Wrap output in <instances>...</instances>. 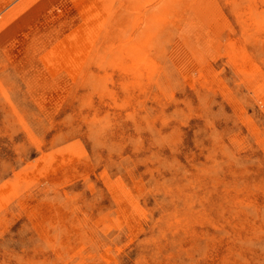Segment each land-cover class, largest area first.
<instances>
[{
	"label": "rangeland",
	"instance_id": "1",
	"mask_svg": "<svg viewBox=\"0 0 264 264\" xmlns=\"http://www.w3.org/2000/svg\"><path fill=\"white\" fill-rule=\"evenodd\" d=\"M0 264H264V0H0Z\"/></svg>",
	"mask_w": 264,
	"mask_h": 264
},
{
	"label": "bare ground",
	"instance_id": "2",
	"mask_svg": "<svg viewBox=\"0 0 264 264\" xmlns=\"http://www.w3.org/2000/svg\"><path fill=\"white\" fill-rule=\"evenodd\" d=\"M5 7V6H4ZM195 25V24H194ZM207 39V38H206ZM118 102V101H117Z\"/></svg>",
	"mask_w": 264,
	"mask_h": 264
}]
</instances>
